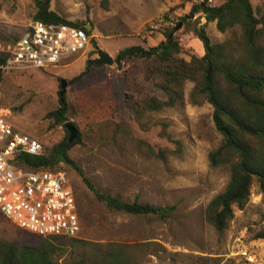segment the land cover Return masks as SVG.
I'll return each instance as SVG.
<instances>
[{
  "label": "rangeland",
  "instance_id": "obj_1",
  "mask_svg": "<svg viewBox=\"0 0 264 264\" xmlns=\"http://www.w3.org/2000/svg\"><path fill=\"white\" fill-rule=\"evenodd\" d=\"M197 0H50V9L69 21L90 27L95 45L69 62L45 69L3 71L0 82V113L17 129L51 149L66 137L63 124L53 126L47 113L59 106L60 81L74 108L73 123L81 142L72 146L68 159L84 171L94 188L121 200L174 206L171 216L159 220L111 210L83 183L67 163V171L82 216L77 237L96 242L135 244L139 264H225L243 262L241 251L264 264V239L252 232L264 226L261 195L252 187L245 209H234L227 230L219 234L204 219L208 202L220 193L228 174L212 168L208 152L220 139L208 103L196 106L188 100L161 112L148 113L137 121L125 103L126 94L166 99V93L147 77L149 61L133 57L111 66L87 65L95 50L117 52L131 45L154 46L164 40L162 31L189 13ZM227 0H209L220 5ZM264 11V0H250ZM32 0H0V31L20 34L33 21ZM167 14V18H165ZM196 14L189 25L179 22L176 35L185 51L203 55L196 43L195 28L203 26L212 43L235 38L238 29L220 32L215 22ZM185 59L188 56L182 55ZM87 72L76 81L72 79ZM65 122V123H66ZM74 139V138H73ZM149 147L158 157L149 153ZM67 159V158H66ZM0 237L21 244H38L41 237L18 229L0 214ZM253 263V262H252ZM255 264V263H254Z\"/></svg>",
  "mask_w": 264,
  "mask_h": 264
},
{
  "label": "trees",
  "instance_id": "obj_2",
  "mask_svg": "<svg viewBox=\"0 0 264 264\" xmlns=\"http://www.w3.org/2000/svg\"><path fill=\"white\" fill-rule=\"evenodd\" d=\"M32 1L35 7L33 20L67 23L90 33L84 23L69 21L51 10L50 0ZM196 14L202 15L207 22H215L220 32L236 28L239 34L234 39L212 43L205 28L197 27L195 37L201 42L204 53L201 56L189 53L179 41L175 26L179 22L188 26V21ZM177 20L175 25L163 29V41L149 47H125L117 52L114 61L118 66L133 57L149 61L147 77L166 93L165 100L148 94L136 98L126 94V106L137 121L145 114L179 105L188 84H191L188 100L192 105L208 103L212 107L211 121L220 139L207 158L210 167L220 168L228 174V181L208 202L203 214L205 221L222 234L234 218V209H245L252 187L256 186L264 207V11L254 9L250 0H227L220 5L197 0L189 13ZM17 37V34L0 31L2 41H13ZM92 43L95 45L94 41ZM86 72L87 69L72 81L79 80ZM2 74L0 68V82ZM69 116H75V111L65 95L60 96L59 106L47 113L53 126L64 125ZM80 142V132L76 131L74 139L69 141L66 129V137L53 148L43 146L41 155L24 154L13 162L21 168L61 170L64 167L56 157L63 154L83 183L111 210L159 220L171 216L174 206L143 203L137 199L125 201L96 190L81 167L67 157L68 150ZM148 150L152 155L163 156L162 152L156 153L150 147ZM77 214L80 220L83 216L78 205ZM262 218L264 220V211ZM252 238L264 239V226L253 231ZM138 246V243L89 241L77 236L41 237L38 244L28 245L0 237V264H139ZM225 264L253 263L244 260Z\"/></svg>",
  "mask_w": 264,
  "mask_h": 264
},
{
  "label": "built area",
  "instance_id": "obj_3",
  "mask_svg": "<svg viewBox=\"0 0 264 264\" xmlns=\"http://www.w3.org/2000/svg\"><path fill=\"white\" fill-rule=\"evenodd\" d=\"M91 33L67 23L33 20L16 40H0V68L45 69L69 62L86 51ZM43 153L40 141L13 126L0 113V214L18 229L38 237H76L81 225L77 200L64 169H27L13 161L24 154ZM248 262L251 254L241 251Z\"/></svg>",
  "mask_w": 264,
  "mask_h": 264
},
{
  "label": "water",
  "instance_id": "obj_4",
  "mask_svg": "<svg viewBox=\"0 0 264 264\" xmlns=\"http://www.w3.org/2000/svg\"><path fill=\"white\" fill-rule=\"evenodd\" d=\"M180 27V25H178V27H176V29H178ZM87 31H90V27H86ZM95 57L89 59L87 61V65H107V66H111L114 62V59L112 58V56L101 49H96L95 51ZM66 91V80L62 79L60 81V91H59V95L62 96L64 95ZM64 127L67 129V131L69 132V141H72L73 138L76 135V130L74 128V126L70 123V122H66L64 124ZM56 161L60 162L62 161L63 163H67V159L65 158V156L63 154H59L56 157Z\"/></svg>",
  "mask_w": 264,
  "mask_h": 264
},
{
  "label": "crops",
  "instance_id": "obj_5",
  "mask_svg": "<svg viewBox=\"0 0 264 264\" xmlns=\"http://www.w3.org/2000/svg\"><path fill=\"white\" fill-rule=\"evenodd\" d=\"M196 48L199 52L202 51V45H199L198 43H196Z\"/></svg>",
  "mask_w": 264,
  "mask_h": 264
}]
</instances>
